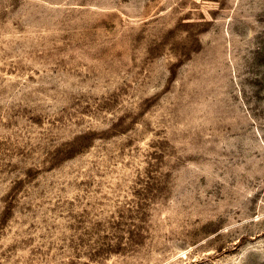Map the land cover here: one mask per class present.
I'll use <instances>...</instances> for the list:
<instances>
[{
    "label": "rangeland",
    "instance_id": "1",
    "mask_svg": "<svg viewBox=\"0 0 264 264\" xmlns=\"http://www.w3.org/2000/svg\"><path fill=\"white\" fill-rule=\"evenodd\" d=\"M0 264H264V0H0Z\"/></svg>",
    "mask_w": 264,
    "mask_h": 264
}]
</instances>
